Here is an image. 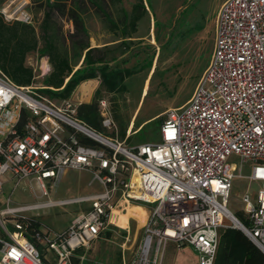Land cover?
Listing matches in <instances>:
<instances>
[{
    "label": "built area",
    "instance_id": "obj_1",
    "mask_svg": "<svg viewBox=\"0 0 264 264\" xmlns=\"http://www.w3.org/2000/svg\"><path fill=\"white\" fill-rule=\"evenodd\" d=\"M24 5L6 20L32 23ZM36 73V71H35ZM33 84L19 87L0 70V199L7 175L37 184L42 197L58 188L70 170L89 171L102 192L69 201L0 209V264H74L110 227L114 205L152 206L144 226V264H163L167 248L192 247L199 264H214L219 232L231 222L264 255V0H226L216 18L210 63L194 94L168 112L160 142L129 146L96 134L78 118L72 99L62 106ZM104 126L115 127L107 100L100 101ZM83 135L102 147L84 145ZM252 164L244 225L229 210L236 166ZM89 204L66 232L30 240L26 211ZM233 219L238 224L233 222ZM41 245L44 250H40ZM48 253L54 260L47 259Z\"/></svg>",
    "mask_w": 264,
    "mask_h": 264
},
{
    "label": "rangeland",
    "instance_id": "obj_2",
    "mask_svg": "<svg viewBox=\"0 0 264 264\" xmlns=\"http://www.w3.org/2000/svg\"><path fill=\"white\" fill-rule=\"evenodd\" d=\"M37 1V0H35ZM0 0V11H5L9 17L19 5H24L25 11L32 17V23L39 31L44 16L46 0ZM148 14L139 24L138 32L133 35L132 45L119 58L123 67L134 69V74L127 80V92L119 95L102 93L107 100L111 120L115 127L110 130L104 126L105 132L125 141L127 145L153 144L160 142V130L167 119L168 112L182 107L194 94L204 72L203 61L199 58V50L204 46L215 44L216 18L218 11L226 0H144ZM150 2V3H149ZM134 1L125 0L122 6L106 10L112 12L118 19L122 9L130 12ZM193 16H208L211 18L209 27L194 43L184 44L174 31L177 21L183 12ZM63 34L70 46V36L74 33L73 23L66 17L58 19ZM14 22V21H12ZM90 45L94 48H114L122 42L119 33H111L96 9L91 8L86 18ZM173 32H175L173 34ZM70 49V48H69ZM28 65L36 71V85L46 89L45 81L51 71L46 56L32 54ZM83 63L81 60L75 70ZM115 64V63H114ZM100 84H86L79 87L71 99L76 104L91 103ZM53 103L62 106V100L46 96ZM126 131L122 140L121 132ZM229 164L236 166L232 180V191L229 200V210L237 216L244 213V199L247 194H253L259 185L250 180L252 164L244 163L233 156ZM3 198L0 199V209L8 205L20 208L50 201H69L88 197L102 192V186L93 182V174L89 171L70 170L63 177L58 188L50 193V197H42V192L36 183L23 180L16 190L17 181H12L9 174L3 178ZM89 204H75L53 207L44 210L26 211L22 215L41 223V230L50 231L51 237L57 232H66L72 225L74 217L85 213ZM152 206L140 203L119 202L114 205L110 215V227L102 237L88 250L84 251L81 264H144L142 260V244L144 226L150 217ZM130 218V226L127 222ZM237 218V217H236ZM141 222V223H140ZM229 226L234 227L231 222ZM110 233V238L107 234ZM188 250H191L189 248ZM188 253V252H187ZM192 264H198L192 258Z\"/></svg>",
    "mask_w": 264,
    "mask_h": 264
},
{
    "label": "trees",
    "instance_id": "obj_3",
    "mask_svg": "<svg viewBox=\"0 0 264 264\" xmlns=\"http://www.w3.org/2000/svg\"><path fill=\"white\" fill-rule=\"evenodd\" d=\"M124 1L46 0L39 31L33 25L22 21L9 22L0 13L1 72L19 87L31 86L35 83L36 73L33 67L28 65V58L35 53L46 56L49 58L51 72L45 81L46 89H41L38 93L63 101L70 99L84 83L98 81L100 87L94 100L79 105L77 118L96 134L116 137L107 134L103 126L100 101L105 97L102 98V93L119 95L127 92V80L133 76L134 69L123 67L122 63L127 61H119V58L125 54V49L128 50L132 45L133 35L138 32L140 22L148 14L144 0H131L134 1L131 11L122 9V15L118 19L106 10L107 7L113 9L122 6ZM91 8L102 14L111 33L120 32L122 42L119 45L114 48H91L86 23ZM60 17L68 18L74 25L70 46L67 45L59 25ZM210 22L211 18L208 16H193L185 11L177 21L175 36L184 44L194 43L207 31ZM211 45L204 46L198 53L205 69L213 54L214 48ZM81 60V67L75 70ZM121 138H126L125 130L121 132ZM80 139L84 145L102 147L83 135H80ZM236 217L244 225L249 224L245 213L240 212ZM28 223L29 238L35 241L34 237L40 232L42 225L35 219L28 220ZM106 236L110 238L111 234ZM38 246L41 251L44 250L41 245ZM75 264H78L77 261ZM214 264H264V255L242 231L228 226L219 232V246Z\"/></svg>",
    "mask_w": 264,
    "mask_h": 264
},
{
    "label": "crops",
    "instance_id": "obj_4",
    "mask_svg": "<svg viewBox=\"0 0 264 264\" xmlns=\"http://www.w3.org/2000/svg\"><path fill=\"white\" fill-rule=\"evenodd\" d=\"M91 48H94L93 46H91ZM48 58V57H47ZM49 60V58H48ZM51 68V65H50ZM35 71V70H34ZM51 72V71H50ZM50 74V73H49ZM38 79V77L36 76L35 78V85H36V80ZM94 82L100 84L98 81H91V82H87L84 83L81 86H84L86 84H94ZM80 86V87H81ZM71 99V98H70ZM63 101V100H62ZM80 105V104H79ZM94 182V181H93ZM103 190V189H102ZM90 208V207H89ZM88 208V209H89ZM79 216V215H78ZM77 216V217H78ZM77 217H74L72 220V223L77 219ZM130 218L127 222V225L130 226ZM141 223V222H140ZM59 232H57L58 234ZM62 233V232H60ZM104 234V233H103ZM102 234V235H103ZM189 248H191V250H188ZM85 250H80L77 254L76 257L74 259V264L75 261H77L78 264H81L82 260H84V253ZM188 252V253H187ZM192 258H196L198 264H199V259H198V254L196 253V251L192 248V247H183V248H179L177 247V245L175 244H170L167 248L166 254H165V258L163 261V264H192ZM47 259L49 260V262H51V260H54V255L52 253H48L47 255Z\"/></svg>",
    "mask_w": 264,
    "mask_h": 264
},
{
    "label": "water",
    "instance_id": "obj_5",
    "mask_svg": "<svg viewBox=\"0 0 264 264\" xmlns=\"http://www.w3.org/2000/svg\"><path fill=\"white\" fill-rule=\"evenodd\" d=\"M234 228H236V229H238V230H240V231H242L238 226H235ZM243 232V231H242Z\"/></svg>",
    "mask_w": 264,
    "mask_h": 264
},
{
    "label": "bare ground",
    "instance_id": "obj_6",
    "mask_svg": "<svg viewBox=\"0 0 264 264\" xmlns=\"http://www.w3.org/2000/svg\"><path fill=\"white\" fill-rule=\"evenodd\" d=\"M233 222H234L235 224H238L237 221H236L235 219H233Z\"/></svg>",
    "mask_w": 264,
    "mask_h": 264
}]
</instances>
